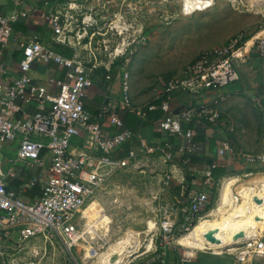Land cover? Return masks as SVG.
<instances>
[{"label": "built area", "instance_id": "2783aa9c", "mask_svg": "<svg viewBox=\"0 0 264 264\" xmlns=\"http://www.w3.org/2000/svg\"><path fill=\"white\" fill-rule=\"evenodd\" d=\"M51 13L49 18L53 21L57 37L61 34L67 35L66 16L60 10ZM26 14V11L21 10L0 12L1 48L6 47L13 39V24L18 16ZM141 41V38L138 39L130 47L129 54L135 53ZM254 44L259 55L264 57V36ZM240 49L242 48L235 40L191 62L182 75L169 78L166 94L173 90H184L196 95L205 88L220 90L234 85L241 77L239 65L236 63ZM22 52L18 76L11 84L0 83V141H17L18 158L29 164L43 163L41 151L45 147L51 151L52 158L41 195L32 202L25 201L19 192L22 188L37 183V178L33 177L22 183L20 189L8 188L0 167V264H35L12 262L7 257L8 249L24 251L27 242L37 236L48 237L50 231L63 239L69 250H73L84 235L80 228V213L105 182L108 171L126 166L140 152L155 147L150 146L140 152L131 149L121 157L113 156L134 133L129 128H123V120L116 109L112 108L110 120L120 130L113 134L104 132L100 123L93 121V115L86 109L84 98L92 84L91 73L96 63L88 66L82 61L77 62L76 54L67 56L60 53L46 46L37 36L25 44ZM49 61L60 66L75 64L74 69L67 73L69 81L58 80L59 93L46 95L43 101L49 103L47 111H37L26 118L17 116L22 111V106L16 99L24 97L30 101L37 94L38 86L33 83L30 74L32 64ZM107 77L111 78L110 75ZM131 90L130 73L126 71L122 79V105L141 113L134 106ZM160 106L165 112L161 126L186 136V148L195 149L197 144L191 142L193 131L191 128L184 129L183 122L192 119L196 114L209 112L207 105L202 102L190 104L181 111H175L169 95L163 97ZM109 109L110 106H107L103 111ZM218 116V112L212 111L209 120L216 124ZM83 129L86 130L85 143L97 147L96 154L73 152V139ZM44 138L48 141H44ZM165 148L168 156L172 157V145L166 144ZM219 153L250 164L253 168L241 173L215 176L212 167L216 164L205 167L202 169L201 188L193 187L190 180L183 176L178 202L171 205L160 220L161 255L140 264H166L167 247L178 244L179 235L190 231L211 212L212 197L217 189L222 191L226 182L232 181L231 188L236 203L248 201L256 206H264V149L257 153L248 152L225 140L221 143ZM174 181V173L168 172L164 177V185L171 188ZM259 230L257 237L246 238L244 231L238 233L234 243L236 255L233 264H258L260 258L264 257V227H259ZM11 242L16 245L8 246Z\"/></svg>", "mask_w": 264, "mask_h": 264}, {"label": "rangeland", "instance_id": "374dc122", "mask_svg": "<svg viewBox=\"0 0 264 264\" xmlns=\"http://www.w3.org/2000/svg\"><path fill=\"white\" fill-rule=\"evenodd\" d=\"M210 1L208 7L191 11L186 10V0H59L58 8L67 18V35L80 46L86 65L111 57H130L132 96L137 105H149L163 97L167 80L181 75L191 62L236 40L242 48L236 56L239 65L244 54L256 49L254 43L264 36V0ZM140 38L135 53L129 54ZM249 39L252 43L245 51ZM217 110L216 124L240 147L253 153L264 148V108L256 100L248 95L231 96L218 103ZM169 169L186 176L180 154L169 157L165 145L140 152L126 166L108 171L105 182L82 209L79 222L84 238L73 250L50 231L48 237L37 236L27 242L20 257L35 264H98L96 257L85 255L84 244L102 252L129 234L138 237L140 247L126 264L159 257L160 220L178 202L182 188V180L176 178L173 187L164 185ZM190 182L193 187L199 185ZM220 195L217 189L212 197L214 210L228 207L222 206L224 191ZM225 214L210 212L202 220ZM99 215L95 224L98 233L93 228L86 230ZM150 221L155 223L152 229ZM177 243L167 247L166 264L235 261L234 243L221 250ZM258 264H264V257Z\"/></svg>", "mask_w": 264, "mask_h": 264}, {"label": "crops", "instance_id": "0c3cea01", "mask_svg": "<svg viewBox=\"0 0 264 264\" xmlns=\"http://www.w3.org/2000/svg\"><path fill=\"white\" fill-rule=\"evenodd\" d=\"M59 5L58 0H0V12L2 13L13 10L27 12L26 15H19L13 24L14 33L10 43L4 48L0 47V83H13L15 77L20 72V60L23 55L24 46L35 36L39 37L46 46L67 56L76 54L77 62L82 61L80 57L81 48L76 40L66 34H61L58 38L53 21L49 18L51 12L59 10ZM129 58V56L125 58L120 56L115 57V59L111 57L110 59L102 60L95 64L91 73L92 84L84 98L85 107L93 115V121L100 123L104 132L113 134L120 130L110 120L112 108L116 109L123 120V128H129L134 133L133 137L126 142L131 149L140 152L142 149L150 146L172 145L175 154H180L183 163L186 165V176H183L187 180L199 184L198 187L200 188L202 187L203 179L202 169L211 161L219 165L226 163L229 168L224 174L241 173L253 168L250 164L219 153L221 143L225 140L242 150L244 149L234 142L233 139L229 138L219 125L212 123L209 120V116L212 111L218 112V103L225 101L231 96L248 95V97L250 96L256 100L261 108H264V57L259 55L257 49H250V52L244 54L243 61L239 64L241 77L234 85L220 90L205 88L201 93L196 95L184 90H173L170 94H166L165 91L163 97L166 98L170 95L171 104L175 111H181L182 108L190 104L195 105L202 102V104L207 105L209 112L196 114L192 119L184 120L183 122L184 129H187V127L193 129L192 137L198 142L195 149L186 148L188 142L186 136L178 135L174 131L161 126V121L165 118V112L160 106L163 97L160 99V102L156 101L149 105H137V101L135 102L132 96L134 106H137L136 108L141 113L123 107L121 102L122 79L126 71L130 73L129 65L131 63ZM74 67L75 64L72 66H60L54 61L34 62L30 74L33 83L38 86L37 94L30 101H27L24 97L16 99L17 103L22 106V111L17 116L26 118L37 111H47L49 103L43 101L44 98L46 95H56L59 93L57 81H69L67 73L73 70ZM108 75L111 78H108ZM107 106H110V109L103 111ZM85 138L86 130L83 129L73 139V152L84 155L96 154L97 147L86 144ZM44 141H48V139L44 138ZM18 147L19 143L17 141H0L1 173L6 186L14 189H20L22 183L36 177L37 183L28 188H22L19 192L25 201L32 202L37 200L41 195L40 192L46 182L52 153L45 147L41 151L43 163L29 164L18 158ZM183 147L184 149H182ZM179 149L181 152H179ZM185 149L189 152H196V156L201 160L199 162L192 161L183 154ZM170 171L174 173L176 179H182L183 176L180 177L176 169H169L168 172ZM15 245L16 243L11 242L8 246L13 247ZM8 252L9 256L7 257H10L12 262H25L20 257V254L24 253L25 250L20 252L8 249Z\"/></svg>", "mask_w": 264, "mask_h": 264}, {"label": "bare ground", "instance_id": "6f19581e", "mask_svg": "<svg viewBox=\"0 0 264 264\" xmlns=\"http://www.w3.org/2000/svg\"><path fill=\"white\" fill-rule=\"evenodd\" d=\"M210 4V0H186L185 6L186 10L191 11L195 9H204ZM251 43L252 39H249L246 42L244 50L247 51ZM231 183L232 181L226 182L222 189L225 194L222 206L228 205V207H220L217 210L212 209L211 211V214H217L218 212H224L226 214L219 218L214 217V219L202 220L190 231L180 235L178 240L183 245L197 249L214 248L216 250H221L235 243L237 241V235L241 231L245 232L246 238L257 237L259 234V227L263 228L264 226V206H256L248 201L241 204L236 203V200L233 198ZM100 218L101 216L99 215L95 220L90 221L86 230L93 228L95 232L98 231L95 224ZM154 226L155 223L150 221V228L152 229ZM99 235L101 236V234ZM83 238L84 235L82 239ZM139 247L140 241L138 237L135 238L133 234H129L126 237L124 236L123 239L111 244L107 250L102 252L95 249L92 244H84L85 255L89 258L96 257L98 264H126L128 258L139 251Z\"/></svg>", "mask_w": 264, "mask_h": 264}, {"label": "trees", "instance_id": "16d2710c", "mask_svg": "<svg viewBox=\"0 0 264 264\" xmlns=\"http://www.w3.org/2000/svg\"><path fill=\"white\" fill-rule=\"evenodd\" d=\"M238 45H240V44H238ZM159 102H160V100H159ZM187 128H190V127H187ZM192 131H193V129H192ZM191 140H192L191 142L193 144L198 143L193 137ZM130 150H131V147L127 143H125L124 146L120 150H117V153L113 154V156L114 157H117V156L121 157L123 155H126ZM183 154L185 156L189 157L194 162H199L201 160L198 156H196V152H192V151L189 152L185 149ZM213 164H216V166L212 167ZM208 166L212 167V172H213V175H215V176H220L221 174H224V172L227 171L229 168V166H227L226 163H222L219 165L218 163L213 162V161L209 162V164L206 167H208Z\"/></svg>", "mask_w": 264, "mask_h": 264}, {"label": "water", "instance_id": "95a60500", "mask_svg": "<svg viewBox=\"0 0 264 264\" xmlns=\"http://www.w3.org/2000/svg\"><path fill=\"white\" fill-rule=\"evenodd\" d=\"M240 235H242V234L240 233Z\"/></svg>", "mask_w": 264, "mask_h": 264}]
</instances>
